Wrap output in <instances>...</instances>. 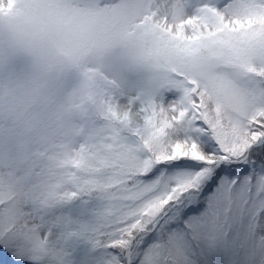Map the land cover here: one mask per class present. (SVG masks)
<instances>
[{"label":"snow or ice","instance_id":"6c2138e0","mask_svg":"<svg viewBox=\"0 0 264 264\" xmlns=\"http://www.w3.org/2000/svg\"><path fill=\"white\" fill-rule=\"evenodd\" d=\"M34 24L0 51V264H264V0H54Z\"/></svg>","mask_w":264,"mask_h":264},{"label":"clouds","instance_id":"9594fccd","mask_svg":"<svg viewBox=\"0 0 264 264\" xmlns=\"http://www.w3.org/2000/svg\"><path fill=\"white\" fill-rule=\"evenodd\" d=\"M54 0H13L9 11V0H0V51L10 49L26 50L30 48L37 37L35 20L39 13ZM17 70L32 72L42 80H46L52 69L39 59L33 60L20 57L16 62ZM213 102L209 101L211 105Z\"/></svg>","mask_w":264,"mask_h":264},{"label":"rangeland","instance_id":"374dc122","mask_svg":"<svg viewBox=\"0 0 264 264\" xmlns=\"http://www.w3.org/2000/svg\"><path fill=\"white\" fill-rule=\"evenodd\" d=\"M94 206V205H93ZM92 206V207H93ZM92 207H90V208H92ZM88 218V217H87ZM87 218H85V219H87ZM79 250L80 249H77V251L76 252H74L73 253V256H72V259L74 260V261H76V264H79V261H80V259L82 258V254L79 252Z\"/></svg>","mask_w":264,"mask_h":264}]
</instances>
